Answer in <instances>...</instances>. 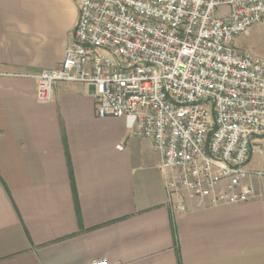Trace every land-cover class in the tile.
I'll use <instances>...</instances> for the list:
<instances>
[{
  "label": "crops",
  "instance_id": "obj_1",
  "mask_svg": "<svg viewBox=\"0 0 264 264\" xmlns=\"http://www.w3.org/2000/svg\"><path fill=\"white\" fill-rule=\"evenodd\" d=\"M77 19L75 0H0V264H264V136L252 199L176 207L153 141L98 117L91 85L36 100ZM234 48L264 58V22Z\"/></svg>",
  "mask_w": 264,
  "mask_h": 264
},
{
  "label": "built area",
  "instance_id": "obj_2",
  "mask_svg": "<svg viewBox=\"0 0 264 264\" xmlns=\"http://www.w3.org/2000/svg\"><path fill=\"white\" fill-rule=\"evenodd\" d=\"M75 1L62 61L32 75L36 100L48 102L58 82L91 85L98 117L153 141L176 207L252 199L246 164L262 151L264 58L234 39L264 22V0Z\"/></svg>",
  "mask_w": 264,
  "mask_h": 264
}]
</instances>
